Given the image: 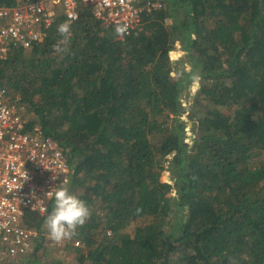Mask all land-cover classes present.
I'll list each match as a JSON object with an SVG mask.
<instances>
[{"label": "trees", "instance_id": "trees-1", "mask_svg": "<svg viewBox=\"0 0 264 264\" xmlns=\"http://www.w3.org/2000/svg\"><path fill=\"white\" fill-rule=\"evenodd\" d=\"M0 78L30 125L60 140L69 191L90 209L68 264H264V0H166L122 38L93 6L73 21L58 6ZM197 79L189 127L179 116ZM53 207L25 221L40 230Z\"/></svg>", "mask_w": 264, "mask_h": 264}, {"label": "built area", "instance_id": "built-area-1", "mask_svg": "<svg viewBox=\"0 0 264 264\" xmlns=\"http://www.w3.org/2000/svg\"><path fill=\"white\" fill-rule=\"evenodd\" d=\"M82 4L93 6L104 25L126 27L122 38L141 22L144 12L162 9L166 0H15L0 4V64L13 47L32 49L41 43L58 6L73 21ZM12 97L0 78V261L33 248L37 232L25 221L27 213H46L52 198L45 193L55 185H66L72 174L60 140L31 126ZM74 243L80 245L81 240Z\"/></svg>", "mask_w": 264, "mask_h": 264}, {"label": "clouds", "instance_id": "clouds-1", "mask_svg": "<svg viewBox=\"0 0 264 264\" xmlns=\"http://www.w3.org/2000/svg\"><path fill=\"white\" fill-rule=\"evenodd\" d=\"M57 30L63 37L61 43L66 45L71 35L70 24L62 23ZM125 31L126 27L116 28L118 35H123ZM56 50L62 52L66 51V48L58 45ZM45 195L54 199V207L44 221L48 236L56 242L70 239L76 235L77 228L82 227L90 217L89 207L83 200L72 194L67 185H55Z\"/></svg>", "mask_w": 264, "mask_h": 264}, {"label": "rangeland", "instance_id": "rangeland-1", "mask_svg": "<svg viewBox=\"0 0 264 264\" xmlns=\"http://www.w3.org/2000/svg\"><path fill=\"white\" fill-rule=\"evenodd\" d=\"M62 7V6H61ZM175 48L171 50L172 56L173 57H178L182 58L184 55L181 54L183 52L180 47V42L178 40L175 43ZM181 54V55H180ZM176 74V71L174 72ZM200 83V79L195 80L192 82V84L189 86V89H186V91H190V94L187 95V100L184 102L186 108L183 110V114H181L179 117L181 120L186 121V124L191 127L193 124V119L191 118V113H192V105L191 101L192 98L195 95V92L198 90V86ZM17 96V95H16ZM12 100L17 103L18 106H20L21 102L18 98L12 97ZM23 114L25 113V108L22 106L21 108ZM27 113V112H26ZM31 116V113H27L26 118L29 120ZM189 127H186L189 131L191 130ZM189 142L192 143V137H189L188 139ZM169 170H164L163 172V179H169ZM70 182V181H69ZM68 182V183H69ZM67 183V184H68ZM66 184V185H67ZM175 194V193H174ZM148 216H140L136 220H134L128 227V230H133L135 225L137 224H143L148 220ZM37 234L34 237V245L33 248L25 254V256H34L32 255L33 252L36 255H40L39 259L36 260L37 264H68L71 260V255L68 253L69 251H65L66 249L68 250L69 248L66 246L69 242H72V239H65L61 242H56L52 240L47 233V229L43 223V227L40 230H36ZM41 242L40 247L36 250L35 247L38 242ZM62 258V260H60ZM36 258H33L35 260Z\"/></svg>", "mask_w": 264, "mask_h": 264}, {"label": "crops", "instance_id": "crops-1", "mask_svg": "<svg viewBox=\"0 0 264 264\" xmlns=\"http://www.w3.org/2000/svg\"><path fill=\"white\" fill-rule=\"evenodd\" d=\"M34 227V226H33ZM36 230H38L36 227H34Z\"/></svg>", "mask_w": 264, "mask_h": 264}]
</instances>
